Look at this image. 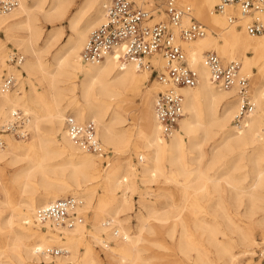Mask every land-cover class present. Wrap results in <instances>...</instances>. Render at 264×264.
I'll list each match as a JSON object with an SVG mask.
<instances>
[{
	"label": "bare ground",
	"instance_id": "obj_1",
	"mask_svg": "<svg viewBox=\"0 0 264 264\" xmlns=\"http://www.w3.org/2000/svg\"><path fill=\"white\" fill-rule=\"evenodd\" d=\"M220 1H179L190 7L182 25L184 19L195 16L211 31L207 29L204 37L181 41L199 79L194 87H179L184 116L168 138L155 110L158 93L167 86L156 76V93L153 95L151 89L157 86H150L140 94L139 122L133 123L123 113L124 98L148 87L143 84L151 70L132 61L121 67L117 55L108 56L101 64L81 57L90 34L105 20L100 0H19L15 10L0 13V31L28 54L21 68L8 66L0 56V72L8 66L4 69L21 82L17 89L0 90V129L11 121L15 110H21L26 116L25 128L32 134L28 140L30 136L19 138L0 132V140H4L3 144L0 141V214L2 207L8 212L0 218L5 239L0 245V264H102L95 242L102 245L109 263L155 264L142 255L141 243L146 231L154 232L164 225H168L170 237L177 238L179 251L193 264H234L239 253L252 252L258 241L248 219L262 213L258 224L264 228V31L250 33L252 15L243 14L236 5H226L218 12ZM137 2L160 7L158 12L164 10L161 0ZM233 13L239 20L230 16ZM257 15L264 24V8ZM65 35V41L53 51ZM208 49L217 50L224 59L239 61L241 66L243 62L239 76L254 79L250 100L255 109L241 129L233 124L241 109L239 79L229 88L216 84L206 62ZM247 51L253 55L248 57ZM237 55L242 58L235 59ZM152 62L161 73L166 71L162 56L153 57ZM69 114L81 123L94 121L103 145L118 152L140 144V168L130 162L120 173L121 165L113 158L103 172L100 157H107L86 150L67 133ZM235 156L251 164V185L238 184L243 177L230 173ZM49 173L64 174L71 182L52 179ZM37 176L40 186L32 181ZM99 177L113 193L97 196L96 188L89 187ZM162 180L175 188L155 190L153 184L146 185L139 191V207L131 211L138 182ZM14 190L20 196L18 201ZM38 190L41 194L35 196ZM28 192L34 194L26 196ZM67 195L82 200L77 213L86 221L73 227L38 222L39 208ZM54 245L66 252L48 254L47 249Z\"/></svg>",
	"mask_w": 264,
	"mask_h": 264
},
{
	"label": "built area",
	"instance_id": "obj_2",
	"mask_svg": "<svg viewBox=\"0 0 264 264\" xmlns=\"http://www.w3.org/2000/svg\"><path fill=\"white\" fill-rule=\"evenodd\" d=\"M105 11V20L90 34L89 40L82 50V59L88 63L101 64L108 56L117 55V62L123 67L128 62H137L139 67L151 70L167 87L158 93L155 103L156 115L164 134L177 128L184 116V96L179 87H194L199 75L190 66L186 51L181 41H190L207 34L206 25L194 20L189 25H182L183 16L190 12V7L179 5L180 0H161L169 20L154 23L155 13L160 7L150 8L139 5L137 0H100ZM146 1V0H139ZM158 1V0H154ZM151 3V1H149ZM226 5H237L243 14L252 15L249 31L259 34L264 31V24L257 15L264 8V0H221L218 10ZM19 6V0H0V13L10 12ZM160 6V5H159ZM155 7V6H154ZM187 9V10H186ZM235 18V17H234ZM162 56L166 59V71L160 72L152 64V58ZM25 56L18 50L7 54V62L11 66H21ZM206 62L211 69L212 80L223 88H229L239 79L241 109L234 120L238 129L245 127V118L254 109L250 100V79L240 77L241 63L237 60L224 64L215 51L207 53ZM17 77L4 69L0 72V90L10 91L17 88ZM26 116L21 110H15L10 122L4 124L1 133H13L15 136L27 138L29 132L25 128ZM69 136L86 150L107 157L109 151L98 137L94 121L81 123L69 114L65 122ZM4 143V140H0ZM108 165V162L105 161ZM82 200L78 196H67L38 209L37 220L42 224L55 222L73 227L84 220L77 213ZM50 255H61L66 249L53 246L46 251Z\"/></svg>",
	"mask_w": 264,
	"mask_h": 264
},
{
	"label": "rangeland",
	"instance_id": "obj_3",
	"mask_svg": "<svg viewBox=\"0 0 264 264\" xmlns=\"http://www.w3.org/2000/svg\"><path fill=\"white\" fill-rule=\"evenodd\" d=\"M78 1H80V0H78ZM185 3H188V2H185ZM179 5L181 7H184V8L186 6V5H181V4H179ZM235 7H238V6L236 5ZM191 8H192V11H194L193 6ZM217 11L220 12V10H217ZM155 15H156L155 18L151 21L152 23H154L156 21H159V20H167V21L169 20L168 15L165 12V10H161L160 12L155 13ZM230 16L235 17L236 21L239 20L238 16L236 14H234V13L231 14ZM194 20H196L198 22H201L202 24L206 25L207 29L209 31H211L209 29V25L208 24L198 20L195 16H194V18H192L190 20L189 19L188 20L184 19V25L190 24ZM263 20H264V18H263ZM249 21H250V19H249ZM66 24H67V22H65L64 25H66ZM229 24H231V23L229 22ZM49 27L50 26H46V29L49 28ZM239 28H241V24L239 25ZM212 33H214L215 37L217 36V34H215V32H212ZM67 34H68V32L66 33V35ZM66 35L63 36L59 42L56 43V45L53 48L54 49L53 51H56V48L59 47V45H61V43H63L65 41ZM253 36H257V35H253ZM0 38H1L0 39V56L3 57L4 60H6L5 62L7 63L8 66L10 64L7 62V54H8V52H10L12 50H18L19 52H21L25 56V60L27 59L28 54L23 51V48L18 46L16 41L7 40L5 38V33L3 31H0ZM2 47L5 48L4 51H1ZM185 51H187V50H185ZM210 51L217 52V50H215V49H208V50L205 51L206 55ZM5 55H6V57H4ZM218 55H219V53H218ZM246 55L249 57V56H252L253 53L251 51H247ZM236 58H242V55H237L235 57V59ZM221 59L224 62V64H227V63H229V62L234 60V59H224L223 57H221ZM3 66H5V65H3ZM8 66L3 67L2 70H4V68H7ZM242 66H243V62H242ZM17 68H21V66H18ZM253 71L254 72L257 71V68L255 66H252V72ZM243 73H245V72H243ZM249 79H250V95H251V93L253 92V82H254L253 80L254 79H253V77L252 78L249 77ZM20 85H21V82H19L17 88H19ZM143 85H147L148 87H145L144 89H140L141 91H135L134 93L128 95L127 97L124 98L125 101L123 103H121L122 106L124 104L123 113L125 114V117H127V118L131 117L132 118L131 121H133V123H135V122L138 123L139 122L138 120H139L140 115H141L142 97H141L140 94H143L148 89H150L149 88L150 86H157V88L151 89V92L153 93V95L159 89L158 88V80L155 77V75H153L151 73H149V78L147 80H145ZM24 86H25L26 89H28V90L30 89V86H29V84L27 82L25 83ZM87 121H89V120H87ZM87 121H84V122H87ZM233 124H234V122H233ZM178 127H179V125L177 126V128ZM31 135L32 134L29 133L30 138L28 140H30L32 138ZM168 137L169 136H167V138ZM105 147H106V149L108 151H111V153H109L107 158L100 157L101 169H102L103 172L105 171L104 169L107 166L105 164V161L110 163L109 161H111V159H113V158H114L113 159L114 162L116 161L115 159H117L119 161L120 165H121L120 173H124V171L126 170V168L128 166V163H130V162H132L136 166L138 165V167L140 168L139 158H138V152L142 150L140 144H132L129 147H127L124 150H121L119 152H118V149H115L112 146H107L106 145ZM115 150H117V151H115ZM237 159H238L237 156H235L234 159L232 160V162L230 164V167H229L230 168V173L232 175L236 176V177H243V180L241 182H239L238 184L244 185V186H249V185H251L253 183V177H254L252 172H251V164L248 163L247 160L238 161ZM166 168L168 169L169 167L167 166ZM6 170L9 173L10 167L7 166ZM49 176L52 179L67 180V181L71 182V180H69V178L66 175H64V174L63 175H57V174H54V173H49ZM3 178H4L5 181L7 180V176L6 175H4ZM177 178L180 181L182 180V177H177ZM98 179H100V177L97 178L96 180H94L93 185L89 186L90 188H96L97 196H100V195H102V194H104L106 192H108L109 194L114 192V190L112 192L107 191V189H106L107 187L104 184L103 179H101V180H98ZM32 181L34 183H36L37 186H40V183H39L40 178H39V176H37L35 179H32ZM221 183L223 185L226 184L225 180H223V179H221ZM152 184H153V188L155 190H158L159 187H167V186L169 188H171V189L175 188V184H173V183L166 184V182H163V180L160 181V182H157V183H149V182L141 183L139 181L138 182L139 187H138V189L135 191V193L132 196L133 210H131V211H135L140 205L139 204V199H140L141 196L139 194V191H141L142 189L144 190L146 185L150 186ZM261 191H263V190H261ZM115 192L117 193L119 191H115ZM32 194H34V193H29V192L25 193L26 196L32 195ZM40 194H41V191L38 190V191L35 192L34 195L38 196ZM13 195H14V199L16 201H18L20 196H19V194H18V192L16 190L13 191ZM1 196L2 195H0V197ZM67 196H70V195H67ZM147 197L155 199L154 195H149ZM177 197H178V194H176V198ZM92 214L93 213L91 211L90 215H92ZM7 215H8L7 210L4 207H2L1 208L0 218H1V216H2V218H4ZM261 216H262V213H258L255 216H253L251 219H248V220H250L249 225L254 230V233L256 235V239L258 241V244L255 245L253 247V249L251 250L253 253L252 252L251 253H248V252L239 253V258L235 261L234 264H264V254H263L264 253V235H263L264 234V228L258 224V221L261 218ZM130 217H131V223L135 224L136 223L135 217H133V215H131ZM244 219H245V221H247V218H244ZM86 220H87L86 217H84V221H86ZM246 224H247V222H246ZM176 235H179V232H177ZM104 237H106V235H104ZM88 239L90 240V239H92V237L88 236ZM3 240H5L4 239V229H1L0 230V245H4V241ZM176 240H177V238L173 239V238L170 237V235L168 233V225H166V226L164 225L162 227H158L157 230H155L154 232L146 231L144 233V240L141 243V247H142V250H143L141 253H142V255L145 258L150 259L155 264H193L192 261H187L185 259V257L183 256V254L179 251V249L176 246ZM159 243L163 244L164 246H160ZM94 245H95L96 251L103 258L102 259L103 260L102 264H121L118 261L116 263H109V261H107L105 259V253L103 251L102 245H99L96 242L94 243ZM212 255L214 256V254H212ZM27 263L28 264H32V262H26V261L22 262L21 264H27Z\"/></svg>",
	"mask_w": 264,
	"mask_h": 264
}]
</instances>
